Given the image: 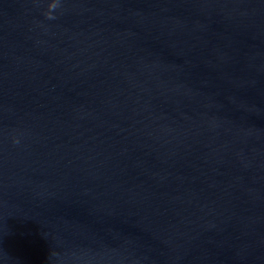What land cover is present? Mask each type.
Segmentation results:
<instances>
[{
  "label": "water",
  "instance_id": "obj_1",
  "mask_svg": "<svg viewBox=\"0 0 264 264\" xmlns=\"http://www.w3.org/2000/svg\"><path fill=\"white\" fill-rule=\"evenodd\" d=\"M0 264H264V0H0Z\"/></svg>",
  "mask_w": 264,
  "mask_h": 264
}]
</instances>
